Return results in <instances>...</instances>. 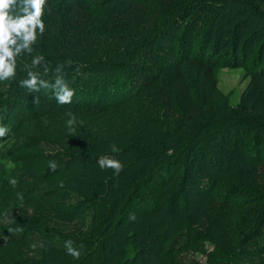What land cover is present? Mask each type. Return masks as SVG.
Returning a JSON list of instances; mask_svg holds the SVG:
<instances>
[{
    "label": "trees",
    "instance_id": "1",
    "mask_svg": "<svg viewBox=\"0 0 264 264\" xmlns=\"http://www.w3.org/2000/svg\"><path fill=\"white\" fill-rule=\"evenodd\" d=\"M240 1L46 0L44 33L37 29L33 51L17 57L15 78L0 80V126L9 129L0 138L2 146L9 141L0 150V264H173L188 242L181 239L187 240L184 223L195 215L189 196L208 195L198 211L230 206L233 190L211 195L223 173L220 159L200 148L229 120L239 125L236 133L264 125V0ZM233 4L240 17L262 24L227 19ZM35 56L44 59L33 67ZM246 64L254 83L240 111L219 108L205 119L214 68ZM60 65L74 90L70 104H58L50 87L20 86L27 71L54 83ZM68 112L76 117L71 134L62 131ZM259 142L249 146V157L264 153ZM104 155L123 164L119 175L99 167L82 178L73 170L82 178L70 187L77 201H59L68 198L57 189L65 169L99 166ZM191 164H199L194 177ZM60 217L78 224L63 232L47 223ZM263 232L256 227L250 238Z\"/></svg>",
    "mask_w": 264,
    "mask_h": 264
},
{
    "label": "rangeland",
    "instance_id": "2",
    "mask_svg": "<svg viewBox=\"0 0 264 264\" xmlns=\"http://www.w3.org/2000/svg\"><path fill=\"white\" fill-rule=\"evenodd\" d=\"M238 2L243 4L244 1L236 0V4ZM149 5H152V2ZM238 5L240 6V4ZM227 12V19L234 20L238 18L245 24L250 25L262 24L258 20H248V18L240 17L241 11L234 4ZM180 31L177 32V37L181 33ZM167 76L168 74H165V77ZM253 83L249 64L245 66L215 67L214 86L210 89L206 87L204 93L207 101L203 112L212 114L207 115L205 119L211 118L214 113L221 111L220 109L233 110L235 113L240 111L242 96ZM40 101L43 100L40 99ZM51 103L46 100L43 104L50 105ZM36 104H40V102ZM96 119L98 118L94 117L91 121L95 124L98 122ZM232 122L235 123L236 121L229 120L227 129H225V126H219L218 131L221 130L222 133L217 131L215 134L217 137L211 140L208 145L202 143L200 148L201 150L204 149L203 153H205V150L209 151L213 157L220 159L218 164H220L221 171L228 173V175L218 174L220 183L216 185L211 195L222 198L231 189L229 190H233L230 195L231 204L224 211H208L207 209L198 211L197 206H202L204 198H208V195L194 192L193 195L189 196L192 199V204L189 207L195 209V215L193 223H184L185 228L182 231L187 240L184 237H181V239L188 242L183 244V247L181 246L180 249L184 250L175 255L173 264H234L236 261H240L241 264H264V240L257 242L258 239L264 238V232L260 238H250L256 227H260L264 231V153H261V156L257 159L248 155L249 146H253L255 140L258 139V141L264 142V125H257V130L249 129V127H253L249 126L246 130L240 129L236 133L234 129H238L239 125L234 123L233 125ZM254 123L256 122L254 121ZM257 123L259 122L257 121ZM95 130L93 129V132ZM62 131L69 132L68 127H63ZM240 131L243 133H240ZM8 143L9 141H5L2 146L3 143L0 142V150ZM243 145L247 150L242 149ZM37 150L38 148H34L32 151L36 152ZM239 152L244 153L245 156L242 155L243 159L241 155H238ZM205 154H202L201 159L207 165L208 161ZM237 161L238 165H236ZM79 166L80 163L71 164L69 169H65L67 170V176L57 189L64 196L68 195V198L59 201L63 203L77 201V195L72 193L73 190L70 187L76 186L80 181L82 182V178H86L90 174H97L95 171H98L99 168V166H92L91 164ZM190 166L189 172L194 177L193 173L199 164H195V166L191 164ZM5 167L9 170L11 164L6 163ZM63 167L64 164H61L60 168ZM73 170H80V177L82 178L79 177L78 172H73ZM83 174L85 176H82ZM187 193L189 194L188 191ZM77 221V219L60 217L47 223L63 232H70L77 226ZM132 253L131 250L129 254L132 255Z\"/></svg>",
    "mask_w": 264,
    "mask_h": 264
},
{
    "label": "clouds",
    "instance_id": "3",
    "mask_svg": "<svg viewBox=\"0 0 264 264\" xmlns=\"http://www.w3.org/2000/svg\"><path fill=\"white\" fill-rule=\"evenodd\" d=\"M45 4L46 0H0V80L7 81L15 78L17 57L24 52L30 54L33 51L32 45L37 40V29L41 35L44 33L45 24L41 16L44 14ZM43 59V56H35L31 61L32 66H39ZM62 69L63 65L57 67L54 83L40 79L38 72L27 71V78L20 80V86L34 92L50 87L53 89V95L58 104H70L74 90L59 75ZM45 73H47V68H45ZM35 102H39L38 98ZM67 115L69 119L66 124L71 134L74 132L73 125L76 117L71 112ZM8 131L7 127L0 126V138L5 137ZM111 150L119 151L115 145H112ZM97 163L101 169H112L116 175H119L124 167L119 160L108 155L101 156ZM51 168L56 169L55 162L51 163ZM11 183L14 184L16 181L13 180ZM66 249L69 255L79 258L80 253L71 246V242H66Z\"/></svg>",
    "mask_w": 264,
    "mask_h": 264
}]
</instances>
